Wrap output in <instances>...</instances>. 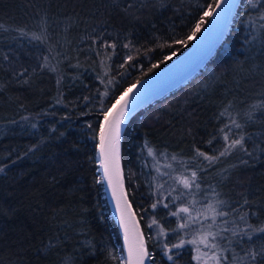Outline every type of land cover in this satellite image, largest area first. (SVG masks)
<instances>
[{"label":"trees","instance_id":"trees-1","mask_svg":"<svg viewBox=\"0 0 264 264\" xmlns=\"http://www.w3.org/2000/svg\"><path fill=\"white\" fill-rule=\"evenodd\" d=\"M252 1L240 0L206 68L123 130V177L151 264L194 263L189 246L172 248L182 233L166 213H156L162 244L146 226L150 153L198 156L201 179L238 216V257L264 253V1ZM216 2L0 0V264H123L97 161L103 113L184 53Z\"/></svg>","mask_w":264,"mask_h":264},{"label":"rangeland","instance_id":"rangeland-1","mask_svg":"<svg viewBox=\"0 0 264 264\" xmlns=\"http://www.w3.org/2000/svg\"><path fill=\"white\" fill-rule=\"evenodd\" d=\"M261 1L264 0H253L252 4L256 6ZM262 79L264 81V75ZM260 82V79L254 80V86H259ZM149 158L155 183V200L152 205H156L155 208L152 205L146 208V226L149 228L151 238L162 244L167 230L163 227L161 220L156 219V213L160 215L166 213L165 217L172 218L174 221L172 230L182 233L181 239L172 248L189 246L194 264H239L241 262L249 264L245 257L242 256L243 258L240 259L233 248L236 238L243 234V231L239 229L238 216L217 200L209 191L205 178L201 179L208 166L198 167L200 164L198 156L184 159L170 153H150ZM192 172L197 173L196 181L186 189L181 181L184 178H191ZM197 184L199 188L196 187ZM181 207H188L190 212L180 213ZM174 212L178 215H172ZM219 212H224L226 215H217ZM192 218H195V223L192 222ZM186 222L188 227H179ZM209 232L215 234V239L209 237L207 244L215 243L217 247L206 246L202 242L205 234ZM193 240L195 243H190ZM170 249H164L166 255Z\"/></svg>","mask_w":264,"mask_h":264},{"label":"water","instance_id":"water-1","mask_svg":"<svg viewBox=\"0 0 264 264\" xmlns=\"http://www.w3.org/2000/svg\"><path fill=\"white\" fill-rule=\"evenodd\" d=\"M239 4L240 0H225V2L221 4L219 8L214 7V11L210 16L208 23L205 25L192 45L184 53H182L170 64L155 74L144 78L130 87L132 92L127 98L128 107L125 112V119L120 125L119 131V188L116 190L115 194L113 190V184L116 183L117 176L114 173L112 174V183L110 184L109 177L105 174L104 168L101 164L99 137L97 149L98 167L102 182L104 184L111 215L119 232L123 264H127L129 246H134L137 243V238L143 241V246L148 252L145 238L133 206L129 200L123 177L120 158L123 130L129 119L135 113L148 107L150 104L156 102L160 98H163L172 90H176L185 85L193 77L201 73V71L206 68V66L214 58L215 54L226 40ZM123 94L113 105L119 107V104L122 102L121 97ZM113 105L110 109L115 111ZM121 193H123V199L118 200V197ZM125 200L127 201L126 209L124 204ZM126 234L127 239L125 238ZM144 264H151L149 255L144 258Z\"/></svg>","mask_w":264,"mask_h":264},{"label":"snow or ice","instance_id":"snow-or-ice-1","mask_svg":"<svg viewBox=\"0 0 264 264\" xmlns=\"http://www.w3.org/2000/svg\"><path fill=\"white\" fill-rule=\"evenodd\" d=\"M225 0H217L215 3V8H219L221 4H223ZM214 9L210 6L209 10L204 13V17H210L213 13ZM204 17L201 18L200 22L196 24L193 36L195 35V32L200 31L201 25L205 22ZM191 38V37H190ZM114 47V45H113ZM6 58V57H5ZM132 92V89L129 88L125 90L123 96L121 97V103L119 104V107H116L113 105V108L115 111L112 109H107L104 111V121L101 124L100 127V156H101V164L104 168L105 174L109 177V182L110 184L112 183V174L114 173L117 176L116 183L113 184V190L114 194L116 193V190L119 188V162H118V139H119V131H120V125L122 124L123 120L125 119V112L128 107L127 103V98L129 94ZM223 115V113H222ZM235 123V121H233ZM236 127H240L239 124L235 125ZM224 140L227 141L229 140V137L227 134L224 135ZM242 140L243 137L240 139L232 140L231 144L228 145L220 153L221 156H224L228 154L230 149L235 148L236 146H241L242 147ZM151 151V150H149ZM199 156H205L203 152H197ZM206 159L213 161L216 159V157H208L205 156ZM197 177L196 172H192L191 178H184L181 182L183 183L184 188H190L192 184L195 183ZM197 188H199V185H196ZM123 199V193L120 194L118 197V200ZM125 204V209L127 207V201H124ZM153 208L156 207V205H152ZM167 207V205H165ZM211 207V206H209ZM213 211H215L213 209ZM180 213H189L190 209L188 207H181L179 209ZM122 215H123V210H122ZM172 215H178V213L174 212ZM217 215L223 216L226 215L224 212H219ZM183 219V217H181ZM243 219V217H241ZM192 222L195 223V218H192ZM188 223H184L179 225L180 228H186L188 227ZM258 231L264 232V229H258ZM235 234V233H234ZM209 237H212L213 240L215 239V234L209 232L205 234L204 239L202 240L203 243L206 244V246H211V247H217L215 243L208 245L207 240ZM127 239V234L126 237ZM249 239H251V236H249ZM190 243H195V241H190ZM149 253L145 250L143 246V241L137 238V243L132 246H129L128 250V257H127V264H144V258L147 257ZM260 256L264 258V253H258L256 251L249 250L246 253L245 259H248L250 261V264H255L257 257Z\"/></svg>","mask_w":264,"mask_h":264}]
</instances>
